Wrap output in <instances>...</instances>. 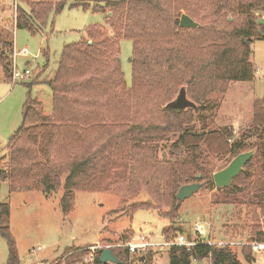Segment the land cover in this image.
I'll use <instances>...</instances> for the list:
<instances>
[{"label": "trees", "instance_id": "trees-1", "mask_svg": "<svg viewBox=\"0 0 264 264\" xmlns=\"http://www.w3.org/2000/svg\"><path fill=\"white\" fill-rule=\"evenodd\" d=\"M66 1L20 0L14 25L33 33L42 31L49 14L60 11ZM73 3L83 8L92 3L93 10L105 13V24L113 35L106 37L104 26L92 24L79 41L63 46L53 77L44 80L51 91L50 114L43 113L39 100H25L22 122L6 143L7 162L0 163V179L8 182L9 193L33 189L50 193L59 188L60 177L65 175L59 206L67 215L72 210L75 191L109 190V179L113 185L127 183L122 193L118 191L121 201L115 212L131 215L136 209H153L168 219L170 225L162 233L165 239H173L183 231L174 225L179 201L170 186L188 183L190 179L197 181L196 174H203L213 185L212 174L204 173L206 155L223 158L225 166L236 154L254 148L243 170L223 192L231 201L245 189L251 192V221L258 220V210L264 218V96L254 102L252 125L241 138H234L229 128L207 130L202 116L198 118L202 124L198 130L188 127L195 120L192 109H207L199 105L206 94L223 91L230 82L254 78L250 44L253 37L264 38V22L257 27L251 13L259 7L264 10V0H73ZM181 9L198 23L197 27L180 29L175 16L180 17ZM228 15L232 20L227 19ZM203 20L210 22L212 37L203 45L201 51L205 53L198 58L199 63H195L196 59L188 56L190 36L186 32L199 33ZM120 39L130 40L134 53L129 89L120 68ZM13 47L9 30L0 32V73L4 80L11 77ZM41 53L47 59V51ZM141 77L156 83L158 92L166 98L178 88L175 96L164 104L167 119L162 124L136 122L122 128L117 122L109 123L116 120L109 110L115 107L114 102H120L117 96L129 98L130 93L135 94ZM182 88L196 104L195 108L176 110L168 106ZM96 137L101 138L99 145ZM250 137H254L252 143L248 142ZM122 163L126 164L127 175L115 173L102 185V176L114 167L120 168ZM141 191L147 200L127 204ZM164 207L167 210H162ZM8 218L9 204L2 202L0 234L8 243L7 264H20L8 231ZM253 227L255 236L250 241H263L261 229ZM185 237L194 244L168 246L169 264H194L202 259L208 264H243L227 245L208 244V237L202 239L198 235L194 239ZM110 249L119 259L118 264H132L135 255H130L126 248ZM101 251L96 250L93 264H103L99 261ZM64 252L63 264H76L87 254L85 247ZM144 255L145 252L136 256V260L146 262ZM244 258L248 263L252 261L247 255Z\"/></svg>", "mask_w": 264, "mask_h": 264}, {"label": "rangeland", "instance_id": "rangeland-1", "mask_svg": "<svg viewBox=\"0 0 264 264\" xmlns=\"http://www.w3.org/2000/svg\"><path fill=\"white\" fill-rule=\"evenodd\" d=\"M17 4H20V0H0V32L9 30L14 46L12 63L14 62L18 71L28 69L30 75L24 80H12L11 77L10 80H4L0 73V163L3 164L7 162V140L22 122L25 100L27 98L39 100L43 113L50 114L51 91L44 80L53 77L63 46L79 41L85 29L92 24L104 26L106 37L113 35L105 24V13L93 10L92 3L83 8L75 6L73 0H67L60 11L49 14L42 31L35 33L15 27ZM183 12V9L179 10L178 16ZM174 14L175 11L173 16ZM251 15L257 27L264 22L262 8L252 10ZM175 17L179 23V17ZM227 19L232 20L229 15ZM211 28L210 22L203 20L199 33L192 35L189 31L186 32L190 36L188 56L192 60L196 59L195 63H199L198 58L205 53L201 49L210 42ZM23 48H26L25 54L21 53ZM250 49V61L255 66L254 78L251 81L230 82L223 91L216 90L206 94L199 105L207 109L197 111L192 109L195 120L189 123L188 127L198 130L202 125L198 118L202 116L205 118L204 126L207 130L229 128L234 138H241L244 131L252 125L254 102L264 96V38L253 37ZM42 50L47 51V59L43 57ZM118 56L126 89H129L131 68L135 64L130 40H119ZM141 78L137 94L130 93L129 98L127 95L117 96L120 102L116 100L118 104L114 102L115 107L109 110L111 115L116 116V120L109 123L117 122L122 128L136 122L162 124L167 119L168 114L163 112L164 104L175 96L178 88L167 99L158 92L156 83L148 77ZM198 89L201 91L202 87L199 86ZM188 96L186 95V98ZM100 139L96 137V145H99ZM169 139L173 140L172 137ZM253 140L254 137H250L248 142L252 143ZM161 155L159 153V156ZM204 161L206 164L204 173L209 175L223 168L225 164L223 158L218 159L212 155H206ZM115 168L102 176L103 181L100 180L102 185H106L108 177L115 173L127 175L125 163H122L120 168ZM64 176L60 177L59 188L50 193H43L38 189L9 193L8 182L0 179V203L9 204L8 231L14 241L20 264L42 262L63 264L66 256L64 251L67 249L95 244L101 246L119 244L127 240L136 241L141 235L148 236L151 242L164 241L166 235L162 231L170 222L157 211L140 208L131 215L122 211L115 212L120 208L121 195L118 191L128 184L120 182L113 185L112 179H109L110 189L106 191H75L72 210L64 215L59 206ZM196 180L203 183L202 187L190 197L178 202L174 225L182 229L184 236L188 235L194 239L197 234L193 225L199 224L203 227L204 233L200 235L201 237H208L209 241L214 242L234 243L227 246L243 264H264V251L254 252L244 248L252 240L251 237L255 236L253 226L261 229L264 239V218L260 210L256 211L258 220L251 221L252 193H247L245 189L241 194H236L231 201L224 197V189L217 188L214 182L213 185L207 182L203 174ZM187 182L195 180L190 179ZM180 184L176 187L170 186V191L176 193ZM145 200L147 196L141 191L136 199L129 200L127 204ZM162 210L167 209L164 207ZM240 238L242 240L237 244ZM167 250L164 246L161 250L155 247L145 252L144 263L136 260V256L140 255L136 254L132 264H169ZM246 255L251 258V262L245 261ZM8 257L7 239L0 234V264H7ZM194 264L208 263L206 259H202Z\"/></svg>", "mask_w": 264, "mask_h": 264}, {"label": "water", "instance_id": "water-1", "mask_svg": "<svg viewBox=\"0 0 264 264\" xmlns=\"http://www.w3.org/2000/svg\"><path fill=\"white\" fill-rule=\"evenodd\" d=\"M180 28L197 27L198 23L195 22L189 15L181 13L179 17ZM169 107L182 110L187 108L196 107V104L190 99L186 98V91L184 88L180 89L177 96L168 104ZM255 149L246 150L236 154L223 168L214 171L212 179L217 188H226L230 185L234 177H236L242 170L247 161L254 154ZM200 174H196V178H199ZM202 182L195 181L181 185L177 192L176 198L178 201H182L191 195H193L199 188L202 187ZM99 261L103 264L112 263L118 264L119 259L112 253L111 249L106 247L102 249L99 255Z\"/></svg>", "mask_w": 264, "mask_h": 264}, {"label": "built area", "instance_id": "built-area-1", "mask_svg": "<svg viewBox=\"0 0 264 264\" xmlns=\"http://www.w3.org/2000/svg\"><path fill=\"white\" fill-rule=\"evenodd\" d=\"M22 54L26 53V48H23L21 50ZM30 75V72L28 69H24L23 71H18L15 67L14 62L12 63V67H11V79L12 80H24L26 78H28V76ZM194 227V231L195 233L200 236L203 235V227L199 224H195L193 225ZM205 238L204 236H202V239ZM241 240H238L237 244L240 242ZM208 244H216V245H234V243L230 242V241H219V242H214V241H209V239L207 240ZM182 245L185 247H189L192 246L194 244L193 240H187L186 237L182 234H178L176 235L173 239L169 238V239H165L163 242H151L149 241V237L148 236H144L141 235L139 237L136 238V241L134 240H128L119 244H109V245H91V246H87L85 247V249L87 250V254H85L81 260H79L76 264H93L94 262V257H95V252L98 249H103V248H111V247H121V248H126L128 253L130 255H136V254H142L143 252H146L147 250H152L153 248L157 247L158 249H162V247H168L171 245ZM246 245H248L252 251L254 252H263L264 251V241H250L249 243H247ZM159 246V247H158ZM66 257V256H65ZM41 264H51L49 262H42ZM56 264V263H54Z\"/></svg>", "mask_w": 264, "mask_h": 264}]
</instances>
